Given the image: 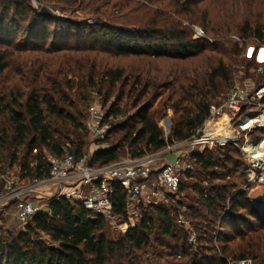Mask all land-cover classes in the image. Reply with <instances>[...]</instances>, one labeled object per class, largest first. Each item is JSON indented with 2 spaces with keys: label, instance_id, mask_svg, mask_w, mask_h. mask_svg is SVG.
<instances>
[{
  "label": "trees",
  "instance_id": "obj_1",
  "mask_svg": "<svg viewBox=\"0 0 264 264\" xmlns=\"http://www.w3.org/2000/svg\"><path fill=\"white\" fill-rule=\"evenodd\" d=\"M51 1L60 4L62 0ZM143 1L145 5L130 0L74 2L83 17L77 21L44 17L25 8L23 0H0V119L7 125H0V151H9L11 168L17 150L23 148L29 156L35 144L53 157L69 154L81 159L83 142L78 141L69 153H63V148L69 146L62 142L61 133L67 126L80 131L82 125L60 107L72 109L75 89L85 92L97 85L110 91L120 85V102L132 81L128 96L136 94L134 101L140 108L121 128L111 124L121 116V110L115 104L106 109L104 121L111 124V130L101 143L105 148L90 156L89 167L103 168L117 162L125 147L133 159H139L146 152L163 151L171 141L185 142L204 123L209 105L232 84L233 66L223 59L239 57L248 46H264V0H222L230 2V10L228 13L222 9L217 26L206 11L198 10L196 0H174L170 8H160L159 0ZM22 22L26 27L21 29ZM196 23L212 40L211 45H205L207 39H192ZM13 25L16 28L11 32ZM50 26L52 32L48 31ZM20 31L23 44H14ZM204 53L208 56L196 63L201 64V74L192 70L189 76L187 69H181L167 75L171 83L164 88L170 92L173 126L166 138L148 114L161 96L158 90L162 86L142 71L132 76L111 63L131 57L186 61ZM243 64L247 75L258 67L251 62ZM189 68L194 69L195 64ZM51 122L60 123L59 129L52 130ZM115 130L123 131V135L118 144H108ZM193 159L196 173L186 174L178 190L183 200L168 197L166 203L148 206L159 219V259L172 264L256 259L254 254L264 240V215H259L251 204V188L245 184L246 168L238 151L226 147L205 151ZM49 169L46 159L38 154L30 160L24 158L18 165L21 181L27 182L46 180ZM2 175L0 172V179ZM197 175L200 180L195 178ZM126 198L122 188L113 184L110 201L113 213L122 220ZM148 209L141 212L135 228L110 241L103 233L106 223L100 217L88 213L80 203L53 198L46 211L29 220L24 232L0 235V264H137L133 253L148 246L153 232ZM178 211L195 235L194 245L188 243V234L178 223ZM37 235H44L55 246L34 238ZM170 239L172 244L167 243ZM235 240L243 244L237 255L228 251L229 243Z\"/></svg>",
  "mask_w": 264,
  "mask_h": 264
},
{
  "label": "built area",
  "instance_id": "obj_2",
  "mask_svg": "<svg viewBox=\"0 0 264 264\" xmlns=\"http://www.w3.org/2000/svg\"><path fill=\"white\" fill-rule=\"evenodd\" d=\"M192 30L193 40L204 39V32L200 28L193 26ZM232 39L238 44L242 43L236 37ZM246 59L258 66L252 71L254 76L245 77V69L234 73L231 86L209 105L207 118L192 137L185 142L171 141L156 156L97 169L89 167L86 156L79 160L69 154L50 156L46 160L50 168L48 178L34 181L28 187L20 186V175L12 179L2 176L0 202L14 203L12 216L16 229L24 232L29 220L41 212L37 206L22 199L24 192L27 189L34 192L40 187H52L54 198L80 203L88 213L100 217L123 235L138 225L141 209L166 203L168 197L180 200L178 190L184 176L196 173L194 156L226 147L238 151L246 168L245 184L250 188L264 186V46L251 48ZM104 118L105 110L101 105L92 103L88 106L83 125L96 150L105 148L101 143L111 130V124L105 122ZM170 155L176 157L172 164L167 162ZM113 184L126 193L125 220L113 213L110 201ZM250 201L258 214L263 216L261 206L264 205V195L259 203ZM178 223L186 230L188 243L194 245L195 235L181 213ZM225 262L254 264L251 259H227Z\"/></svg>",
  "mask_w": 264,
  "mask_h": 264
},
{
  "label": "rangeland",
  "instance_id": "obj_3",
  "mask_svg": "<svg viewBox=\"0 0 264 264\" xmlns=\"http://www.w3.org/2000/svg\"><path fill=\"white\" fill-rule=\"evenodd\" d=\"M15 1L20 2L22 0H15ZM23 1H24L25 8L29 7L31 8V10L35 12L36 11L40 12L42 8H45L49 12V14L55 19H64L68 17V18H74L75 20L80 21L83 18L81 16V13L79 11L77 12L78 5L82 0H62L60 4L53 3L51 0H23ZM130 1L132 3H136L140 5L146 4V2L143 0H130ZM196 1H197L196 4L199 8L198 10L206 11L209 15L210 20H212L211 22L216 24V26L221 21L218 18L221 15H223L222 9L225 11L227 10L228 13L230 10L231 0L230 2L228 1L227 3L222 0H196ZM74 2L78 3V5H74L73 4ZM172 2H174V0H159L158 4L160 8L162 7L170 8L169 6H171ZM150 9L154 11L155 8L153 6H150ZM61 10H68V13H63L61 12ZM172 10L174 9L173 8L170 9V12H172ZM196 25L194 26L200 29L202 28L200 24L196 23ZM24 27H26V25L24 22H22L21 29ZM15 28H16L15 25H13V27L9 28V30L13 32ZM49 28L50 29L48 31L52 32V26H50ZM204 39H207L205 33H204ZM23 40H24V35L22 34V31H20L16 35V43L14 44H18V45L23 44ZM211 44H212V40L207 39V44L205 45L209 46ZM251 48H255V47L248 46L247 48H245L246 51L242 52L237 58L231 59L230 56H228L223 59L224 62H227V64L229 63L230 66H233L232 67L233 75L238 70L242 72L244 71L243 61H245V63L248 62L246 58ZM254 54H255V50H254ZM206 56H208L207 53H204L202 57L200 56L197 58H191L190 60L188 59L186 61H174V60L172 61L166 58H161L158 60H151L147 58L131 57V58L111 60V63L116 67L122 68L126 74H129L132 76H134L137 70L142 71L144 74L149 76L150 79L156 85L162 86V88L158 90L161 96L156 100V102L148 110V114L155 121L158 127L162 130L163 134L166 135L168 134L170 128L173 126V112L169 108L171 103L168 102L170 92L164 88L165 86H167V84L171 83V80H170L171 78H168L167 75L171 72V70L173 71L178 70L179 72L181 69L182 70L187 69V73L189 76L192 70L201 74L203 70L201 68V64H196V63L202 58H205ZM243 57L245 58L243 59ZM228 58H230V61ZM190 64L191 65L195 64V68L194 69L189 68ZM244 76L252 78L254 75L252 74V71H251L249 72L248 75L244 74ZM131 84H132V81H130L129 85H127V87L124 89L123 99L120 102L117 99L119 96L120 85H117L112 91H110V89L108 88H105L106 86H101V85L99 86L97 85L96 88L94 89L89 88L85 92L83 91L78 92L75 89L74 91L75 95L71 96L72 99L70 101V103L73 104V108L71 109L65 105H62L60 108L65 110V112L70 113L75 118V120L82 125V127L80 131H77L67 126V129L61 133V136L63 137L62 142L67 143V145L69 146L68 148L67 147L63 148L64 150L63 153H69L70 152L69 148L73 149L77 145L78 141L84 143V147L82 148V151H81L82 156H86L90 158L94 150H96L92 140L86 134L85 130H83V123L85 121L86 111L90 104L97 103L98 105L103 106L105 111L106 109L110 108V106H113L115 104L121 110V113H122L120 117L111 121L112 126L116 128H121L123 125H125L130 120V118H132L136 114V111L140 107L136 108L137 105L135 104V101H134L136 94L133 95L132 97H130V95L128 96V91H129ZM172 88H175V85H173ZM99 90H101L100 94H99ZM83 97L86 98V101L83 100ZM148 100L149 98H146L145 103L146 102L148 103ZM142 102L139 104V106L140 105L142 106L143 104ZM78 114H81V118ZM0 120H1L0 125L6 124L4 123V121H2L3 119H0ZM59 127H60V123H52V130H57L59 129ZM66 131H68L67 135H65ZM122 135H123V131L115 130L112 133V136L110 137L107 143L113 144V145L118 144ZM64 138H66L67 141L64 140ZM35 146H36L35 151L29 156L25 152V149L23 148L18 149L16 152V163L14 164L15 167L13 166L12 168L10 167V159L8 156L9 151L6 150L7 148L0 151V172H2L3 174L2 176H4V178H7V179H12L14 177H17L19 175V171H18L19 162H22L24 158L27 159L28 157V159L30 160L31 158H33V156L38 154V155L43 156V158L47 160V158L52 156L49 151L40 147L38 144H35ZM156 154L157 153L146 152L144 156H142L139 159L143 160L148 157L156 156ZM129 160H138V159H133L131 157V154L129 153V150L125 147L123 152H121L117 162L113 164L123 163ZM157 164H161V163H157ZM195 178L200 180V177L198 175L195 176ZM32 183L33 182L22 181L20 183V186L28 187ZM0 185H1V179H0ZM35 190L36 191L34 192H29L27 189L24 192L22 199L24 201L30 202L33 205L37 206L41 211H46L47 204L49 203L50 200H52L55 197L52 187H47V188L40 187ZM263 195H264V186H261V185L252 186L250 189V193H249V199L254 202L259 203L261 202ZM189 196L193 198L192 194H189ZM179 199L180 201L183 200L182 196H179ZM187 201L188 202H186V204L190 205L191 202L189 200ZM7 204L10 206L9 214L7 213L6 216L4 215L3 218L1 217V214H0V218L2 219V221H4L3 224L0 223V235L5 234L6 232H10L14 235V234H17L18 232V230L16 229V224L12 216L14 212L13 211L14 203L7 202ZM148 208L149 207L145 209H141V212L143 210H147ZM147 212H149L150 214L153 232L150 235L148 246L136 253H133V255L135 256L136 263L137 264H172L170 260L167 261L166 259H159L161 257H159V219H158V215L156 214V212L149 211V209ZM183 220L186 221L185 216H183ZM198 222H201V221L198 220ZM199 226H201V224H199L198 227ZM262 232H264V230ZM103 233L106 236V238L110 241H115L121 236L117 231L113 230V228H111L108 224H106V227ZM34 238H37L38 240L44 242L45 244H47V246H55L51 244L48 238H46L44 235H37V236H34ZM167 243L172 244L171 239L170 241H167ZM242 245H243L242 243L235 240L229 243L228 251L235 254L237 253L238 249ZM254 255L256 256V259H251L254 262V264H264V240L260 245V249L256 251Z\"/></svg>",
  "mask_w": 264,
  "mask_h": 264
},
{
  "label": "crops",
  "instance_id": "obj_4",
  "mask_svg": "<svg viewBox=\"0 0 264 264\" xmlns=\"http://www.w3.org/2000/svg\"><path fill=\"white\" fill-rule=\"evenodd\" d=\"M96 150H94L95 152ZM10 203V202H8ZM13 210V208H12ZM9 211H10V206L7 204V202L5 201H1L0 202V214H1V217L3 218L4 215L6 216V214L8 213L9 214ZM0 223H4V221H2V219L0 218Z\"/></svg>",
  "mask_w": 264,
  "mask_h": 264
},
{
  "label": "water",
  "instance_id": "obj_5",
  "mask_svg": "<svg viewBox=\"0 0 264 264\" xmlns=\"http://www.w3.org/2000/svg\"><path fill=\"white\" fill-rule=\"evenodd\" d=\"M39 13H40V15H42L44 17H49L50 16L49 12L45 8H42ZM175 160H176L175 155H170V156L167 157V162L169 164H172ZM261 209L264 211V205L261 206Z\"/></svg>",
  "mask_w": 264,
  "mask_h": 264
}]
</instances>
